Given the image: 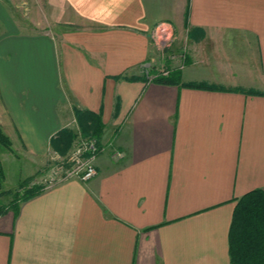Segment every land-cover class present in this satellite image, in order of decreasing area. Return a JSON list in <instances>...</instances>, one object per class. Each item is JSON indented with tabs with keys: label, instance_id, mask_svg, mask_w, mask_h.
I'll return each mask as SVG.
<instances>
[{
	"label": "crops",
	"instance_id": "1",
	"mask_svg": "<svg viewBox=\"0 0 264 264\" xmlns=\"http://www.w3.org/2000/svg\"><path fill=\"white\" fill-rule=\"evenodd\" d=\"M38 1L24 30L0 0V127L44 158L90 111L103 148L0 214V264H230L236 199L264 190V0ZM163 22L189 46L171 84L141 78Z\"/></svg>",
	"mask_w": 264,
	"mask_h": 264
},
{
	"label": "rangeland",
	"instance_id": "2",
	"mask_svg": "<svg viewBox=\"0 0 264 264\" xmlns=\"http://www.w3.org/2000/svg\"><path fill=\"white\" fill-rule=\"evenodd\" d=\"M10 1L12 2L10 3L12 5L10 7L12 15L19 20V26L24 30H26V27L32 26V23H26V17H30L29 14L32 13L38 15L39 1ZM165 26L167 28L163 31L159 28L157 31L151 32L153 52L155 53L153 54L154 61L151 63V67H163L168 72H179L178 67H182L187 60L189 46L186 40L176 39L174 28L172 29L168 25ZM82 121L84 126L76 119L75 110L74 120L71 124L62 127L50 138V149H48L45 159L42 156L29 158L30 155L26 154V150L18 148L15 144L13 145L9 136H7L10 142L9 147L0 143V214L8 209H15L16 205L22 201L23 194L29 192L28 195H30L32 192L47 188L50 184L62 181L70 170L77 166L81 167L90 157H93V164L96 169V157L103 148L100 138L101 131L96 136L94 131L97 122L89 119H83ZM98 124L103 125L101 119H99ZM63 129L69 130L70 135L62 141L57 136ZM86 130L88 131L86 132ZM81 141L93 142L97 149L94 152L85 150L78 155L77 149Z\"/></svg>",
	"mask_w": 264,
	"mask_h": 264
},
{
	"label": "trees",
	"instance_id": "3",
	"mask_svg": "<svg viewBox=\"0 0 264 264\" xmlns=\"http://www.w3.org/2000/svg\"><path fill=\"white\" fill-rule=\"evenodd\" d=\"M147 74L153 75L152 80L160 83L171 84L180 82V73L178 71L168 72L164 75L157 72L155 68H150L147 72L144 70L141 78L147 79ZM122 77L126 78L124 75ZM185 85L212 87L207 83H185ZM76 119L80 123H83V119L97 122L94 134L97 136L100 133L102 125L98 124L100 119L98 114L76 109ZM82 125L84 126V123ZM69 135V130L63 129L58 133L57 138L63 141ZM0 143L6 147L10 145L8 137L1 127ZM38 192L40 191L32 192L30 195H28L29 192L28 194L25 193L21 200L24 201ZM228 252L230 264H264V190L253 189L236 199L228 231Z\"/></svg>",
	"mask_w": 264,
	"mask_h": 264
},
{
	"label": "built area",
	"instance_id": "4",
	"mask_svg": "<svg viewBox=\"0 0 264 264\" xmlns=\"http://www.w3.org/2000/svg\"><path fill=\"white\" fill-rule=\"evenodd\" d=\"M165 25H168L166 23H159L155 30L154 31H157L159 28L161 31H163L164 29L167 28V26ZM169 26V25H168ZM151 63H153V61L150 59L147 63L144 64V69L146 70V72L152 68L151 67ZM155 69L157 70V72L161 73V74H167L168 70L166 68H157V66H155ZM147 76H149L150 78L153 76V75H150V74H147ZM90 142V141H89ZM96 146L93 144V142H85V141H81L78 149H77V154L80 155V153H82L83 151L85 150H89V151H92L94 152L96 150ZM114 155L115 156H120L121 155V152L118 150V149H114ZM94 156V155H92ZM96 174V169L94 167V164H93V157H90L88 160H86L84 162V164L79 167H74V169L70 170L67 174H66V177H64V180H68V179H71V178H76V179H80V180H88L90 178H92L94 175ZM60 181V182H62ZM60 182H57V183H60ZM57 183L55 184H50L47 188L49 187H53L54 185H56Z\"/></svg>",
	"mask_w": 264,
	"mask_h": 264
}]
</instances>
